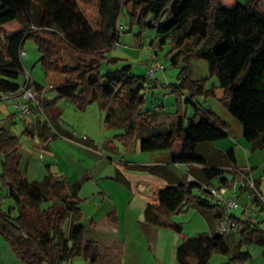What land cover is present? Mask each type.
I'll list each match as a JSON object with an SVG mask.
<instances>
[{
	"label": "trees",
	"instance_id": "obj_1",
	"mask_svg": "<svg viewBox=\"0 0 264 264\" xmlns=\"http://www.w3.org/2000/svg\"><path fill=\"white\" fill-rule=\"evenodd\" d=\"M97 4L100 27L94 30L76 0H0V12L15 13L25 39L32 41L38 50L36 64L44 77L52 80L56 97L51 101H42L35 95L37 83L31 80L40 107L67 99L76 110L84 111L96 103L105 112L104 125L123 131L118 137H139L142 152L170 150L175 142H180L182 151L172 156V161L203 165L205 176L212 178L220 175L221 170L207 165L197 147L222 140L226 134L218 118L195 101L215 97L216 90H221L218 101L240 124L244 140L264 148L262 0H248L246 6L235 0L232 7L224 6L222 0H97ZM122 20L128 26L137 24L141 30L155 31L161 38L160 48L168 39L172 66H179L181 59L185 61L184 66H179L175 82L168 86L175 97L173 122L148 125L145 119L155 120L161 112L146 109L145 77L133 74L129 64L117 67L120 60L107 56L117 42ZM191 59L204 60L209 77L192 79ZM0 72V92L16 91L23 73L21 69L10 68L8 37L2 29ZM213 78L217 84L207 88ZM108 104L112 105L106 107ZM188 106L194 109L191 117L184 113V107ZM143 129L149 131L143 135ZM20 146L17 137L0 129V236L24 264H68L75 257L95 262L97 245L84 240V228L78 223L80 183L67 184L52 175L42 182L26 181L19 171ZM227 155L234 162L232 154ZM239 178L233 172L228 184L224 178L219 181L230 189ZM194 190L199 193L194 194ZM241 191L246 189L241 187ZM167 197L176 200L175 205ZM156 199L155 204L147 206L146 220L179 232V225H166L159 217L181 213L190 206L207 210L218 219L226 216L222 204L213 201L210 191L196 183H178L170 190L159 191ZM6 200L11 204L4 208ZM56 200L63 206L64 214L56 210L53 204ZM229 218L241 226L237 233H201L185 239L176 250L178 263L208 264L212 254L228 255L230 242L236 236L237 245L255 244L264 248V222L240 221L233 215ZM249 259L247 253H238L231 256V263Z\"/></svg>",
	"mask_w": 264,
	"mask_h": 264
},
{
	"label": "crops",
	"instance_id": "obj_2",
	"mask_svg": "<svg viewBox=\"0 0 264 264\" xmlns=\"http://www.w3.org/2000/svg\"><path fill=\"white\" fill-rule=\"evenodd\" d=\"M237 1L242 4L241 0ZM234 2L222 0L226 7H232ZM242 5H248V0ZM0 29L8 37L10 68L20 70V47L28 50V57L24 59L27 69L36 67L38 50L33 43H26L12 10L0 12ZM164 70L162 66V70L157 73L154 88L159 87L170 95V82L166 83L167 72ZM190 75L194 80L209 77L208 73L206 77L194 78L191 71ZM50 83L42 86L35 82V95L40 100L51 101L56 97ZM216 84V80L210 79L207 88ZM148 92L154 97L153 90ZM215 94V97L205 96L195 101L218 118L226 134L222 140L202 143L197 147L198 154L207 165L221 170L220 175L207 178L203 165L177 164L172 161V156H178L182 151L180 142H175L170 150L142 152L139 137H118L123 133L119 128H110L119 130L112 138L99 140L91 134L79 138L71 124L64 119L66 112L78 111L69 100L58 99L53 106L41 105L40 109H33V115L23 117L13 108L12 102L5 99V94L0 92V129L7 130L20 141L19 171L22 178L28 182H42L47 175H52L67 184L80 183L77 191L80 212L78 223L84 228V240L97 245L98 258L93 263L84 260L82 263L68 264H179L176 259L178 246L185 239L198 234L217 233L218 218L207 210L190 206L181 213L159 217V221L166 225H179L180 232L147 221L145 213L148 204L157 202L159 191L170 190L178 183H196L207 191L219 190L224 198H231L237 203L238 208L233 211V217L240 221L264 222V148L254 147L244 140L240 124L218 101L222 91L216 90ZM167 101L159 105L157 102L154 106L161 107L160 117L165 118V124L174 121L176 112L173 98L166 97ZM193 111L191 106L184 107L188 117L192 116ZM148 131L143 129L142 134ZM228 153L232 154L234 162ZM233 172L253 183L254 189L250 195L247 191L242 192L240 185L229 189L220 183L219 180L224 178L228 184L233 179ZM193 193L198 194L199 190ZM253 199L256 202H252ZM169 201L172 205L176 203L170 198ZM53 204L59 213L64 214L59 201ZM68 225L64 227L65 231ZM238 240L236 236L230 242L231 252L228 255L212 254L208 264H232L231 256L238 253H247L250 259L236 264H264V248L255 244L237 245ZM0 264H24L2 236Z\"/></svg>",
	"mask_w": 264,
	"mask_h": 264
},
{
	"label": "rangeland",
	"instance_id": "obj_3",
	"mask_svg": "<svg viewBox=\"0 0 264 264\" xmlns=\"http://www.w3.org/2000/svg\"><path fill=\"white\" fill-rule=\"evenodd\" d=\"M79 9L83 12L90 25L94 30H99L100 27V15L99 8L97 4V0H76ZM241 3H245V0H241ZM119 27V35L117 39V47L111 48L107 52V56L110 58L119 59V64L117 67H120L124 64H129L131 66L132 73L138 76H146L147 75V66L149 64L158 63L162 65L167 72V82L173 83L176 80V75L179 72V68L184 66L186 63L183 59L179 61V66L174 67L171 65L169 56H170V44L169 40H166V43L160 48V40L161 38L157 36L156 32L153 30L145 29L141 30L140 27L135 24L132 26L126 25V23L122 20L120 21ZM28 44H32V41L27 40ZM27 50V48H25ZM28 51V50H27ZM155 53V55H154ZM156 58V60H153ZM34 68L29 69V74L35 82H38L42 86H47L52 80L51 78L46 79L42 74L40 67L35 63ZM189 67L191 74L194 78L206 77L208 76V66L206 62L202 59H191L189 61ZM105 68V66H104ZM156 78V77H155ZM215 81V78H213ZM154 80L151 82H147L146 84V101L148 110H154L160 106L155 105L166 104V97L171 96L175 105V97L172 94H168L163 92L161 88H154ZM150 90H153L154 94H150ZM166 94V96L164 95ZM34 95V93H33ZM157 99V100H154ZM171 99V98H170ZM172 100V99H171ZM112 105V104H111ZM108 104L106 107H110ZM170 105V104H169ZM100 106L96 103L89 105L84 111H75V112H66L64 115V119L68 121L74 129L75 135L81 138L84 134H91V136H95L99 140L103 138H112L114 134L118 133L119 130L116 129H106L104 126V116L105 112L100 111ZM170 108V107H169ZM100 120V123L98 122ZM145 122L148 125L154 126L159 123H163L165 125V118L162 116H158L155 120H151L149 118L145 119ZM28 151V150H26ZM11 204L6 200L4 202L3 207L7 208V206ZM47 204V203H46ZM46 204H43L45 206ZM42 206V207H43ZM67 221L65 223L66 227ZM84 259L82 257H75L72 259L70 263L79 262L82 263Z\"/></svg>",
	"mask_w": 264,
	"mask_h": 264
},
{
	"label": "built area",
	"instance_id": "obj_4",
	"mask_svg": "<svg viewBox=\"0 0 264 264\" xmlns=\"http://www.w3.org/2000/svg\"><path fill=\"white\" fill-rule=\"evenodd\" d=\"M34 30H36V28H32V31ZM117 46H118L117 42L114 43L113 47H117ZM27 57H28L27 50L24 49L23 47H20L18 51V58H19L20 69L22 70L23 73V81L16 91L5 94V99L10 100L12 102L13 108L16 111H18L20 115L23 117L33 115L32 107H35V109H40L39 101L35 99L32 92V88H31L32 79L30 77L27 67L24 64V59ZM161 70H162V65L158 63H153L150 66H148L147 75L145 76L146 81L147 82L153 81L157 73ZM159 109L160 107L156 108V110ZM236 185H240L241 187L246 189V191L249 192V195L251 193L250 191L254 189L253 183L246 177H241L237 181H234L232 183L233 188H235ZM210 193L214 199H216L218 202L222 204L226 212V216L219 218L217 220L218 232L222 234L237 233L241 229V226L229 218V216L232 215L233 211H235L238 208L237 203L231 198H224L219 190L213 189L210 190Z\"/></svg>",
	"mask_w": 264,
	"mask_h": 264
}]
</instances>
